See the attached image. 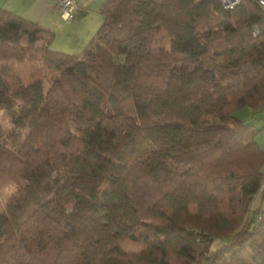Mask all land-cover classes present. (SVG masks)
I'll list each match as a JSON object with an SVG mask.
<instances>
[{"label": "trees", "instance_id": "1", "mask_svg": "<svg viewBox=\"0 0 264 264\" xmlns=\"http://www.w3.org/2000/svg\"><path fill=\"white\" fill-rule=\"evenodd\" d=\"M98 12L76 54L0 9V188L14 185L0 264H264L252 208L264 150L234 114L264 106V9L104 0Z\"/></svg>", "mask_w": 264, "mask_h": 264}, {"label": "crops", "instance_id": "2", "mask_svg": "<svg viewBox=\"0 0 264 264\" xmlns=\"http://www.w3.org/2000/svg\"><path fill=\"white\" fill-rule=\"evenodd\" d=\"M103 1L75 0L76 9L73 18L68 22L60 17L57 0H0V9L15 12L26 19L40 23L53 31L55 36L60 37L63 41H67L68 37L69 40H72L71 45L78 49L82 43H85V38L80 37L77 30L86 25V31H90L98 25L102 20L98 9ZM252 113L254 120H250L252 122L251 127L259 128L255 139L260 148L264 150V111L256 110ZM252 208L264 211V184L254 196Z\"/></svg>", "mask_w": 264, "mask_h": 264}, {"label": "rangeland", "instance_id": "3", "mask_svg": "<svg viewBox=\"0 0 264 264\" xmlns=\"http://www.w3.org/2000/svg\"><path fill=\"white\" fill-rule=\"evenodd\" d=\"M101 19H102V17H101ZM64 21L68 22L69 20H64ZM101 21L98 23V25L95 28H93V30L86 31V29H87L86 25H85V27L81 26L79 28V30H77L80 37L85 38L84 39L85 43H82V46H80L78 49L71 45L72 40H69L68 37H67V41L66 40L63 41L60 37L55 36L56 35L55 33H54V38L50 44L51 48L58 50V51L66 52V53H76V54L80 53L82 51V49L85 47V45L88 43L89 39L92 37V35L96 31V29L99 27ZM74 30H76V29H74ZM48 88H50V83L46 82L45 83V89L48 90ZM256 110L257 111L258 110L264 111V106H262L258 109H252L250 107L244 106V107L237 109L234 114L236 117L238 115V118L240 117V119L243 120L245 123L251 124L252 122L250 120L251 119L254 120V117H253L254 115L252 112H254ZM0 127H1V131H3V132H7L10 129V124H9L8 120L2 116L1 112H0ZM105 159H106V163H107V168H110L111 161H113L114 159H118L116 151L112 148H109L107 150V156ZM76 184H77L78 188L84 193L93 192V190H92L93 183L90 180L77 181ZM13 189H14V185H12V184L7 185L3 188H0V209L3 207V204L6 200V198L9 196L10 192ZM217 243H219V242H217ZM128 248L133 249L132 247H128Z\"/></svg>", "mask_w": 264, "mask_h": 264}, {"label": "built area", "instance_id": "4", "mask_svg": "<svg viewBox=\"0 0 264 264\" xmlns=\"http://www.w3.org/2000/svg\"><path fill=\"white\" fill-rule=\"evenodd\" d=\"M259 5L264 9V0H257ZM220 5L224 9H232L237 4H239L240 0H219ZM57 8L59 11V15L64 20H69L72 18L73 13L76 9L75 0H57ZM258 34V28L255 26L252 29V35L256 36Z\"/></svg>", "mask_w": 264, "mask_h": 264}]
</instances>
